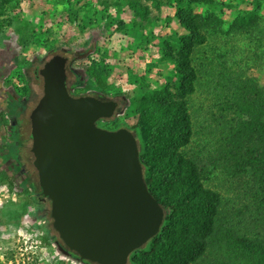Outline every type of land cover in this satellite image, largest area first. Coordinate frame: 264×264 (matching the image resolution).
I'll list each match as a JSON object with an SVG mask.
<instances>
[{"label":"trees","instance_id":"obj_1","mask_svg":"<svg viewBox=\"0 0 264 264\" xmlns=\"http://www.w3.org/2000/svg\"><path fill=\"white\" fill-rule=\"evenodd\" d=\"M68 1L59 0L61 8L68 9ZM152 3L158 10L163 6L173 11V16H165V27L173 17L184 32L171 30L161 39L162 60L173 66L171 75L157 87L141 85L144 92L133 98L134 107L128 113L134 116L128 127L138 141L144 181L164 210L159 232L131 252L128 264H264V0H241V9L223 0ZM114 4L122 8L119 1ZM129 5L132 18L129 24L117 19V30L129 35L133 49L138 50L149 40L140 36L143 27L159 18L139 1ZM5 7L15 8V3L0 1L2 14ZM80 10L69 16L77 20L79 12H90ZM102 12L91 15L101 21L103 17L110 26L114 15ZM5 20H0V28ZM90 22L87 19L88 26L80 29L96 28V21ZM65 48L71 50V45ZM11 62L10 70L17 72V63ZM70 67L77 76L71 86L66 79L69 90L75 84L77 95L113 97L108 91L110 69L104 59L89 63L83 56L72 60ZM19 76H24L22 71ZM7 77L0 75V88L15 86L16 95L23 97L26 105L33 94L28 83L24 81L20 88ZM132 80L140 83L145 76ZM93 88L96 90L91 91ZM118 94L125 100L129 96ZM38 100L23 112L17 110L19 106L12 107L17 124L10 125L5 110L0 109V161L9 159L4 165L19 166L14 171L0 163V183H7L15 195H32L33 203L44 196L38 181H30L21 164L28 166L22 155L26 152L21 151L26 140L17 128L30 125V112ZM120 122L105 120L115 127ZM9 125L11 138L7 137ZM30 153L33 155L31 148ZM23 213L34 217L35 211L24 207ZM51 229L54 235L43 236V244L58 239L65 246L53 226ZM65 252L80 259L70 249Z\"/></svg>","mask_w":264,"mask_h":264},{"label":"water","instance_id":"obj_2","mask_svg":"<svg viewBox=\"0 0 264 264\" xmlns=\"http://www.w3.org/2000/svg\"><path fill=\"white\" fill-rule=\"evenodd\" d=\"M66 62L57 53L37 70L43 92L30 137L38 185L68 249L97 264H128L159 232L164 210L144 181L135 134L96 123L114 118L118 101L70 93Z\"/></svg>","mask_w":264,"mask_h":264},{"label":"rangeland","instance_id":"obj_3","mask_svg":"<svg viewBox=\"0 0 264 264\" xmlns=\"http://www.w3.org/2000/svg\"><path fill=\"white\" fill-rule=\"evenodd\" d=\"M116 1L122 4V8L115 6ZM135 1L147 5L150 14L157 16V19L159 18L154 24L143 27L140 36L148 37L149 40L138 50L133 49L130 36L118 31L116 24L117 19L129 24L133 15L129 3ZM223 1L235 4L239 9L244 7L241 0ZM12 2L15 3V8L5 7L3 14L0 10V20L8 19L0 28V60H4L5 63L8 61L7 63L10 65H12L11 60L17 63V72H11L7 78L14 81L15 85L20 88L24 81L28 83L29 90H33L31 103H34L43 92V80L41 75L36 76L35 69H39L45 60L57 53L67 57L66 72L69 86L75 82L77 76L73 71L74 68L70 67L72 60L80 59L83 56L87 58L89 63L93 59H104L109 66L108 81L110 86L108 91L113 96L110 99L117 100L119 104L113 119L121 121L118 127L107 123L102 125V128L110 130L119 127L129 128L128 126L134 122V116L128 113L134 107L133 98L137 99L144 92L140 87L141 85L148 84L150 88H154L164 84L171 75L170 71L173 66L171 64L166 66L167 62L162 60L161 39L171 34V30L178 31L179 34L184 31L178 27L173 17V21L165 27V16L167 14L173 16V11H166L163 6L158 10L153 5L152 0H69L68 9L61 8L59 0H12ZM84 8L90 9V12H79L80 18L77 20L69 16V13L71 12L72 15L75 9ZM94 9L97 11L94 12ZM103 10H108L114 15L110 26L106 25L103 17L102 21L96 17L97 12H99V16L100 13L103 15ZM92 13H96V15L93 14V17ZM87 14L91 15L90 18ZM226 15L231 18L228 14ZM87 19L91 21L90 23L95 20L96 28L82 31L80 26H88ZM68 44L71 45V50L65 48ZM52 47L59 48L54 49V51L51 49ZM154 63H156L155 66ZM150 68L151 71L149 72ZM19 71H22L24 76L20 77ZM161 72L163 75L159 74ZM262 74L264 76V71ZM137 75L145 76V81L139 80L140 83H135L132 79ZM14 87L8 86V91L7 93L4 92L3 96L9 94L8 98L13 97V94H16ZM9 89H12V93ZM94 89L96 90L93 88L91 91ZM77 91L78 89L74 84L71 92L77 95ZM118 92L128 93L129 96L126 100L122 99ZM21 98L23 99V97ZM7 116L10 125L11 123L17 124L13 110L9 114L7 113ZM10 125L6 127L9 131L8 138H11L10 129L12 128ZM17 130L26 140V147L21 151L26 152L22 155L28 160V166L24 162L21 164L26 168L25 172L30 175V181L37 183V171L32 164L34 156L30 153L32 143L29 135L30 125L29 123L25 126L18 125ZM130 130L133 132L132 129ZM133 133L135 134V132ZM1 135L0 137H2ZM10 147L12 148L11 145ZM7 160L9 161V159ZM7 160L0 161L2 168H14L11 166V162L4 165ZM18 167L15 166L13 170L18 171ZM2 184L5 183H0V185ZM32 197L30 194L27 196L15 195L11 191L6 193L5 190H0V264H57L61 260L65 264H89L81 259L70 257L65 252L68 251V248L61 246L58 239L48 245L43 244V236L48 233L54 235L51 229L52 217L49 213L50 200L44 196L40 201H35L37 203H33ZM25 199H29L27 200L29 203L26 205L24 204ZM24 207L27 208V211H35L34 217H29L23 213ZM7 214L10 216L5 217ZM32 240L36 241V248L31 255V260H28L26 252L23 250L22 254L18 247L28 246Z\"/></svg>","mask_w":264,"mask_h":264},{"label":"crops","instance_id":"obj_4","mask_svg":"<svg viewBox=\"0 0 264 264\" xmlns=\"http://www.w3.org/2000/svg\"><path fill=\"white\" fill-rule=\"evenodd\" d=\"M8 61H6V63H5V61L3 60H0V75H2L3 77L5 76V74H7V76L9 75V74H11V70L10 69H12V67H11V65L10 64H8L7 63ZM11 67V68H10ZM4 69V70H3ZM3 71H4V73H3ZM1 72H2V74H1ZM14 72V71H13ZM7 91H8V87H1L0 88V109H4L5 111H7V112H5V116H6V118L8 119V116H7V113L9 114L10 112H11V110H13V108L12 107H15L16 108V106H19V107H17V110H19V112L20 111H26L27 110V108H25V101H24V98L22 99L21 97H19V96H17L16 94H13L14 96L13 97H10V98H8L7 96L9 95V94H7L5 97L3 96V94H4V92L5 93H7ZM9 91H11V93H12V89H9ZM21 98V99H20ZM18 100V101H17ZM10 106V107H9ZM14 111V110H13ZM10 119V118H9ZM14 119H16V118H14ZM17 121V120H16ZM24 125V124H23Z\"/></svg>","mask_w":264,"mask_h":264},{"label":"built area","instance_id":"obj_5","mask_svg":"<svg viewBox=\"0 0 264 264\" xmlns=\"http://www.w3.org/2000/svg\"><path fill=\"white\" fill-rule=\"evenodd\" d=\"M0 190H5L6 193L10 192V189H9V186L7 183L0 185ZM35 248H36V241L34 242L32 240V241H30L28 246H25V247L20 246V247H18V250L20 252H22V254H23V250H24L27 254L26 258L28 260H31V255L34 253Z\"/></svg>","mask_w":264,"mask_h":264},{"label":"flooded vegetation","instance_id":"obj_6","mask_svg":"<svg viewBox=\"0 0 264 264\" xmlns=\"http://www.w3.org/2000/svg\"><path fill=\"white\" fill-rule=\"evenodd\" d=\"M67 64H68V61L66 62V65H67ZM34 72H35L36 76H39L38 73H37V70H35ZM68 89H69V88H68ZM70 90H71V89H70ZM31 91H32V93H33V90H31ZM34 95H35V94H34ZM34 95H33V96H34ZM39 98H40V97H39ZM39 98H38V99H39ZM32 101H33V99H32ZM32 101H31V99H29V100L27 101V103H26L25 108H26V107L29 105V103H31ZM118 105H119V104H118ZM96 123H97L98 126L102 127V125H104V123H105V120H104V119H99V120H97Z\"/></svg>","mask_w":264,"mask_h":264},{"label":"clouds","instance_id":"obj_7","mask_svg":"<svg viewBox=\"0 0 264 264\" xmlns=\"http://www.w3.org/2000/svg\"><path fill=\"white\" fill-rule=\"evenodd\" d=\"M70 91V90H69ZM89 95V94H88Z\"/></svg>","mask_w":264,"mask_h":264},{"label":"bare ground","instance_id":"obj_8","mask_svg":"<svg viewBox=\"0 0 264 264\" xmlns=\"http://www.w3.org/2000/svg\"><path fill=\"white\" fill-rule=\"evenodd\" d=\"M50 213V212H49Z\"/></svg>","mask_w":264,"mask_h":264}]
</instances>
